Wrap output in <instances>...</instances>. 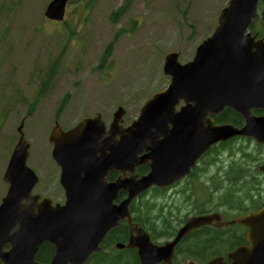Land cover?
Listing matches in <instances>:
<instances>
[{
  "label": "water",
  "instance_id": "1",
  "mask_svg": "<svg viewBox=\"0 0 264 264\" xmlns=\"http://www.w3.org/2000/svg\"><path fill=\"white\" fill-rule=\"evenodd\" d=\"M68 2L51 0L46 18L64 21ZM258 20L264 26V0H229L214 32L197 46L192 60L182 63L176 51L165 56L163 72L170 82L144 103L131 125L123 126L126 110L120 106L109 129L101 113L85 117L68 131L56 126L50 141L62 169L65 205L53 207L49 199L40 203L33 195L38 176L27 164L30 143L22 124L4 173L9 190L0 205L1 264H84L100 249L106 232L126 218L131 222L129 246L138 248L142 264H154L184 233L210 220H190L168 244L167 253L165 247L152 246L149 235L132 223L130 207L149 188L182 178L219 142L246 136L264 144V114L253 113L254 109L264 113V37L251 29ZM226 108L242 115L246 124L215 125L211 115ZM140 165L150 172L139 178ZM112 170L120 175L108 183ZM260 170L264 172V164ZM122 191L127 196L115 203ZM236 221L250 228L252 248L250 255L239 248L231 258L235 264H264V209ZM45 241L55 246V255L49 263H40L37 254ZM4 243L11 245L8 252Z\"/></svg>",
  "mask_w": 264,
  "mask_h": 264
},
{
  "label": "rangeland",
  "instance_id": "2",
  "mask_svg": "<svg viewBox=\"0 0 264 264\" xmlns=\"http://www.w3.org/2000/svg\"><path fill=\"white\" fill-rule=\"evenodd\" d=\"M50 1L0 0V189L22 121L36 168L56 122L70 129L102 112L109 124L122 106L131 123L169 84L165 55L192 60L229 0H71L64 22L45 18ZM238 142L220 160L233 161V152L258 170L264 148ZM39 174L50 179L47 169Z\"/></svg>",
  "mask_w": 264,
  "mask_h": 264
},
{
  "label": "flooded vegetation",
  "instance_id": "3",
  "mask_svg": "<svg viewBox=\"0 0 264 264\" xmlns=\"http://www.w3.org/2000/svg\"><path fill=\"white\" fill-rule=\"evenodd\" d=\"M211 117L214 124H223L217 123L216 116ZM56 125L60 124L56 122ZM235 141L234 139L214 146L188 175L160 188L162 202L159 216L155 212L137 218L132 212V222L140 223L149 234L153 245L165 247L167 253L170 251L168 244L175 240L190 220L210 218L187 231L171 248L170 253L154 264H210L214 261L234 264L237 262H234L230 255L239 248H243L244 255L251 254L250 228L235 220L256 214L264 207V173L259 170L260 165L257 170L246 162L220 160L223 153H228L225 149ZM53 149L54 144L50 142L48 151L37 160L38 167H32L39 177L33 194L41 197L40 203L41 200L49 199L52 206H56L65 203L67 191L61 182V168L53 157ZM43 169H47L50 176L47 181L39 174ZM118 175L116 170L110 171L109 182L115 181ZM1 182L3 189H0V205L7 197L8 191V185L3 178ZM151 194L152 189L145 195L140 194L133 203L138 204ZM139 219L144 220L145 224L138 221ZM119 227L121 229H118ZM262 229L261 225L259 230ZM130 230L129 220L126 219L108 231L100 251L92 254L85 264L101 261L109 264H142L138 249L128 246ZM119 233H122L119 237L121 240H118ZM10 248L9 243L3 244L4 252H8ZM101 252L103 256L98 259L96 256ZM54 254L55 246L45 241L39 248L37 260L49 263Z\"/></svg>",
  "mask_w": 264,
  "mask_h": 264
},
{
  "label": "trees",
  "instance_id": "4",
  "mask_svg": "<svg viewBox=\"0 0 264 264\" xmlns=\"http://www.w3.org/2000/svg\"><path fill=\"white\" fill-rule=\"evenodd\" d=\"M122 11H123V9L119 10L117 12V14L120 15L122 13ZM252 31L253 32L258 31V32H260V35L262 37H264V27L260 24V22H256L254 24ZM112 45L113 44H111L110 47H112ZM255 113L260 115V114H262V111L256 110ZM241 122H242L241 116L236 114L232 109H228V108L217 118V123H233L236 125H241L242 124ZM230 150H232V149H230ZM138 172L140 174H144L147 172V169L145 167H140ZM154 194L156 197H159L162 194V190L161 189H154ZM133 208H134L135 216L137 218H139L140 216L143 217L144 215L149 216L150 214L155 213V212H157L158 216H159L161 213V209H160V206L157 203V201H151L150 203H149V201L140 202L138 204H135L133 206ZM158 216H157V218H158ZM138 221L145 224L144 220H142V219H139ZM118 229H121V227H119ZM121 235H122V233L118 234V240H121V238H119ZM102 256H103V253L101 252L96 257L98 259H100ZM96 264H109V263H106V262L102 263V261H101V262H97Z\"/></svg>",
  "mask_w": 264,
  "mask_h": 264
},
{
  "label": "bare ground",
  "instance_id": "5",
  "mask_svg": "<svg viewBox=\"0 0 264 264\" xmlns=\"http://www.w3.org/2000/svg\"><path fill=\"white\" fill-rule=\"evenodd\" d=\"M136 198H137V197H136ZM136 198L134 199V201L136 200ZM134 201H133V202H134Z\"/></svg>",
  "mask_w": 264,
  "mask_h": 264
}]
</instances>
